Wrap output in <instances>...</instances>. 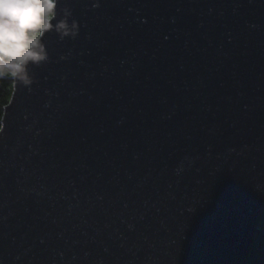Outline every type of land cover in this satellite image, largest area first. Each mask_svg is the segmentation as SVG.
I'll list each match as a JSON object with an SVG mask.
<instances>
[{"label":"water","instance_id":"1","mask_svg":"<svg viewBox=\"0 0 264 264\" xmlns=\"http://www.w3.org/2000/svg\"><path fill=\"white\" fill-rule=\"evenodd\" d=\"M64 8L5 107L0 264H264V0Z\"/></svg>","mask_w":264,"mask_h":264},{"label":"clouds","instance_id":"2","mask_svg":"<svg viewBox=\"0 0 264 264\" xmlns=\"http://www.w3.org/2000/svg\"><path fill=\"white\" fill-rule=\"evenodd\" d=\"M59 0H0V80L20 86L34 83L31 69L47 62L43 38L55 31L63 39H75L79 25L72 12L58 14Z\"/></svg>","mask_w":264,"mask_h":264},{"label":"trees","instance_id":"3","mask_svg":"<svg viewBox=\"0 0 264 264\" xmlns=\"http://www.w3.org/2000/svg\"><path fill=\"white\" fill-rule=\"evenodd\" d=\"M14 81L11 79L0 80V130L5 107L9 104L13 93Z\"/></svg>","mask_w":264,"mask_h":264},{"label":"snow or ice","instance_id":"4","mask_svg":"<svg viewBox=\"0 0 264 264\" xmlns=\"http://www.w3.org/2000/svg\"><path fill=\"white\" fill-rule=\"evenodd\" d=\"M173 22H175V21H173ZM181 70L183 71V67L181 68ZM94 76H95V74H93V77ZM79 95H84V93L80 92ZM51 167H53V168L59 167V164L55 160H53L51 162ZM78 167L79 168H83L85 171H89L90 170V165L88 163V160H87L86 156L80 158ZM104 179H105V176H104L103 172H99V173L96 174V180L97 181H103ZM112 179H115V177H113ZM109 182H111V181H109ZM101 199H103V197H101ZM24 211L27 212L28 209L25 208ZM5 219L6 218H4V217H0V227H4L5 226V223H4ZM39 219H40V217H38V216H32V220H34V221L35 220H39ZM99 234H100V232H99V230H97V235H99Z\"/></svg>","mask_w":264,"mask_h":264},{"label":"bare ground","instance_id":"5","mask_svg":"<svg viewBox=\"0 0 264 264\" xmlns=\"http://www.w3.org/2000/svg\"><path fill=\"white\" fill-rule=\"evenodd\" d=\"M11 100V99H10ZM10 103V102H9ZM4 112H5V110H4Z\"/></svg>","mask_w":264,"mask_h":264}]
</instances>
